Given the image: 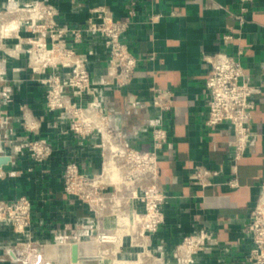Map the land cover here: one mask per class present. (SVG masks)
I'll list each match as a JSON object with an SVG mask.
<instances>
[{"label":"crops","instance_id":"crops-1","mask_svg":"<svg viewBox=\"0 0 264 264\" xmlns=\"http://www.w3.org/2000/svg\"><path fill=\"white\" fill-rule=\"evenodd\" d=\"M44 1L58 7L61 24L83 26L96 6L106 7L115 18L130 21L123 40L140 60L126 87L114 89L108 82L112 69L104 37L85 32L79 51L86 54L92 80L116 113L115 125L129 132L141 129L131 139L134 145L151 147V133L143 129L145 121L159 113L151 104V87L159 85L174 91L173 108L165 114L169 139L160 152L161 182L170 197L165 205L166 222L153 237V243L171 249L184 235L206 226L215 231L216 244L196 264H245L251 241L244 236L243 227L264 178V0L248 4L244 24L236 18L240 0ZM5 7L6 0H0V13ZM21 26L20 37L15 31L5 39L12 54L0 44V71H4L6 83L13 88L12 101L6 106L9 123L0 129V166L5 170L0 178V198L28 196L34 211L33 238L48 242L55 239L54 227L63 230L87 213L84 204L64 192V164L73 158L85 171L99 173L102 155L95 145L98 139L91 137L81 144L69 130V122L46 107L47 86L39 81L38 73L28 68L27 54L20 50L28 45L31 35L24 23ZM226 34L232 38L226 40ZM218 51L239 57L247 81L261 88L253 112V128L258 135L237 161V172L233 171L230 125L224 122L213 129L206 125L205 83L210 69L207 58ZM128 92L142 100L146 109L127 113L122 103ZM26 119L33 129L25 127ZM26 136L48 138L54 146L51 157L36 163L27 152L15 151L13 143ZM196 164L221 170L213 185L202 189L194 182L191 172ZM232 177L238 181L236 187L228 184ZM22 238L9 221H0V264H22L13 263L6 255V248ZM22 251L29 264H48L38 256L37 245Z\"/></svg>","mask_w":264,"mask_h":264},{"label":"built area","instance_id":"built-area-1","mask_svg":"<svg viewBox=\"0 0 264 264\" xmlns=\"http://www.w3.org/2000/svg\"><path fill=\"white\" fill-rule=\"evenodd\" d=\"M253 1L240 0V11L236 14L240 24L247 21L248 4ZM91 11L93 15L80 27L61 24L58 7L44 0H6V7L0 13L1 47L8 54L13 53L5 39L13 36L15 31L16 37H20L18 32L24 23L31 35L28 45L20 50L27 54L28 68L38 73L39 81L47 86L46 107L57 111L61 120L69 122V130L81 144L91 137L98 139L95 145L101 149L103 164L99 173L85 171L73 158L64 164V192L84 204L87 213L63 230L54 227L55 239L52 241L33 238L34 211L28 196L0 198V221H9L14 231L23 236L15 245L6 248V255L13 263L29 264L22 251L25 248L37 245L38 256L45 260L43 246L47 243L74 244L96 240L100 250L102 246L116 248L112 254L115 258L111 257L114 264L115 261H121L120 264H196L198 258L209 254L216 244L215 231L206 226L184 235L171 249L153 243V237L166 222L165 205L170 197L161 182L160 152L169 139L165 114L173 108L174 91L159 85L151 87V104L159 112L143 125V129L151 133V147L142 149L134 145L131 139L141 129L129 132L115 125L116 113L107 105L99 85L92 80L86 54L79 51V46L85 42V32H96L104 37L112 69L108 82L114 89L126 87L140 60L123 40L131 23L113 17L104 6L93 7ZM130 13L133 14V10ZM230 38L232 35H225L226 40ZM207 60L210 69L205 83L208 92L206 125L210 129L224 122L230 125L233 171L237 172V161L258 135L253 128V112L261 88L247 81L239 57L218 51ZM3 75L4 71H0V129L9 123L6 106L13 98V88ZM122 105L127 113L146 109V104L132 92L124 96ZM24 125L33 129L28 119ZM13 147L17 152H27L36 163L47 161L54 150L52 142L45 137L26 136L13 143ZM220 172V169L196 164L191 178L204 189L214 184V178ZM4 175L5 170L0 166V178ZM228 184L236 187L238 181L232 177ZM259 186L257 201L243 227L244 236L251 241L245 264H264V178ZM129 247L131 255L128 258H117L118 253ZM135 250L136 255H132ZM133 256L135 259H131Z\"/></svg>","mask_w":264,"mask_h":264},{"label":"water","instance_id":"water-1","mask_svg":"<svg viewBox=\"0 0 264 264\" xmlns=\"http://www.w3.org/2000/svg\"><path fill=\"white\" fill-rule=\"evenodd\" d=\"M43 258L50 264H101L103 255L96 240L79 243H47Z\"/></svg>","mask_w":264,"mask_h":264},{"label":"rangeland","instance_id":"rangeland-1","mask_svg":"<svg viewBox=\"0 0 264 264\" xmlns=\"http://www.w3.org/2000/svg\"><path fill=\"white\" fill-rule=\"evenodd\" d=\"M101 251H102V255H103L101 264H114V263H112V261H113L112 258H115V256H112V254L116 251V248L102 246L101 247ZM130 251H131V248L130 247L127 248V249H124L123 252L118 253V257L117 258H119V259H121V258H128V256L131 255L130 254ZM135 252H137V251L135 250L132 253V255H136ZM131 259H135L134 256ZM115 264H120V263H117V261H115ZM126 264H134V263H126ZM143 264H146V263H143ZM147 264H150V263H147Z\"/></svg>","mask_w":264,"mask_h":264},{"label":"bare ground","instance_id":"bare-ground-1","mask_svg":"<svg viewBox=\"0 0 264 264\" xmlns=\"http://www.w3.org/2000/svg\"><path fill=\"white\" fill-rule=\"evenodd\" d=\"M15 26V23L11 26V27H14ZM110 170V167L108 168V171ZM115 248V247H114ZM102 262V261H101ZM117 263H122L121 261H117Z\"/></svg>","mask_w":264,"mask_h":264}]
</instances>
